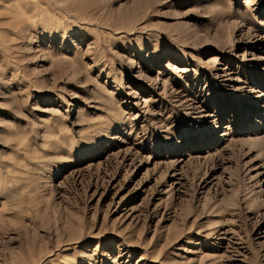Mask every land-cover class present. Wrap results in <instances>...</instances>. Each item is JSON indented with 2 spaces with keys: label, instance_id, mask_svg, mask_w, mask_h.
<instances>
[{
  "label": "rangeland",
  "instance_id": "obj_1",
  "mask_svg": "<svg viewBox=\"0 0 264 264\" xmlns=\"http://www.w3.org/2000/svg\"><path fill=\"white\" fill-rule=\"evenodd\" d=\"M0 264H264V0H0Z\"/></svg>",
  "mask_w": 264,
  "mask_h": 264
}]
</instances>
